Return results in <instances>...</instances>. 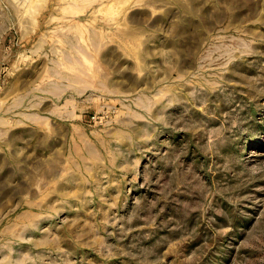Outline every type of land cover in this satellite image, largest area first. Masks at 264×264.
Masks as SVG:
<instances>
[{
  "label": "rangeland",
  "instance_id": "1",
  "mask_svg": "<svg viewBox=\"0 0 264 264\" xmlns=\"http://www.w3.org/2000/svg\"><path fill=\"white\" fill-rule=\"evenodd\" d=\"M0 264H264V0H0Z\"/></svg>",
  "mask_w": 264,
  "mask_h": 264
}]
</instances>
